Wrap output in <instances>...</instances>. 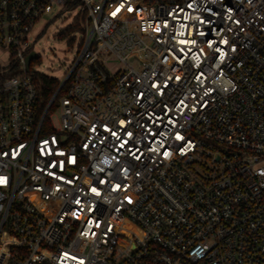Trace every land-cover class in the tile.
<instances>
[{
	"label": "built area",
	"instance_id": "1",
	"mask_svg": "<svg viewBox=\"0 0 264 264\" xmlns=\"http://www.w3.org/2000/svg\"><path fill=\"white\" fill-rule=\"evenodd\" d=\"M53 6L83 30L43 105ZM2 51L0 264H264V0H0Z\"/></svg>",
	"mask_w": 264,
	"mask_h": 264
},
{
	"label": "rangeland",
	"instance_id": "2",
	"mask_svg": "<svg viewBox=\"0 0 264 264\" xmlns=\"http://www.w3.org/2000/svg\"><path fill=\"white\" fill-rule=\"evenodd\" d=\"M76 8L63 9L53 6L52 10L44 15L35 25L32 37L37 33L34 50L38 54V60L33 63L32 68L45 74L50 78L62 80L76 57L78 51V41L82 37L81 31L71 26L72 20L76 15ZM67 33L61 35V32ZM6 51L0 52V65H7ZM113 63V66H117ZM57 125V121L53 118Z\"/></svg>",
	"mask_w": 264,
	"mask_h": 264
},
{
	"label": "trees",
	"instance_id": "3",
	"mask_svg": "<svg viewBox=\"0 0 264 264\" xmlns=\"http://www.w3.org/2000/svg\"><path fill=\"white\" fill-rule=\"evenodd\" d=\"M80 19H76L74 24H71V26L68 29H77L82 31L83 28L80 26ZM68 31V30H67ZM65 30L64 32H61V35L67 33ZM32 78L34 79L37 87H38V95L39 100L41 101V104H45L50 95L54 92L56 87L58 86V81L54 78H50L42 73H35Z\"/></svg>",
	"mask_w": 264,
	"mask_h": 264
},
{
	"label": "water",
	"instance_id": "4",
	"mask_svg": "<svg viewBox=\"0 0 264 264\" xmlns=\"http://www.w3.org/2000/svg\"><path fill=\"white\" fill-rule=\"evenodd\" d=\"M34 57H36V54H35L34 52H32V53H30V54L28 55V57L26 58V64H27V66L29 65V61H30V59H31V58H34Z\"/></svg>",
	"mask_w": 264,
	"mask_h": 264
}]
</instances>
